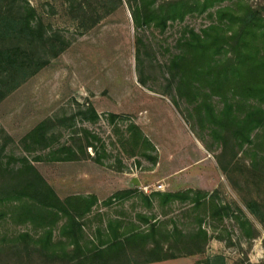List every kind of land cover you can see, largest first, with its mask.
<instances>
[{
	"label": "rangeland",
	"instance_id": "374dc122",
	"mask_svg": "<svg viewBox=\"0 0 264 264\" xmlns=\"http://www.w3.org/2000/svg\"><path fill=\"white\" fill-rule=\"evenodd\" d=\"M26 1L47 30L65 37L68 46L0 102L2 163L11 156L26 157L61 199L96 196L98 204L83 220L86 238L94 241L96 229L109 219L145 228L138 214L155 215L159 221L172 218L186 230L196 227L193 217L184 216L186 205L176 204L163 215L156 205L152 211L146 209L138 194L105 205L118 191L205 192L230 208L222 222L201 213L202 227L210 236L205 254L149 264H196L211 255H222L226 264H264V223L244 206L246 199H254L264 207V180L256 185L247 172V160L235 162L227 172L220 169L217 143L208 129L198 126L191 107L179 103L178 109L173 104L164 75L184 31L204 28L210 23L208 15L187 17L164 32L146 30L141 37L144 46L137 51V31L126 0ZM92 110L97 119L91 120ZM43 121L53 138L50 147L32 145L27 151L23 137ZM131 125L140 129L149 146H133ZM61 146H71L78 160L46 161L48 153ZM38 156L42 160L34 161ZM237 208L252 224V235L240 231ZM23 233L37 238L41 231L9 218L0 221L1 237ZM57 235L55 231L56 239ZM0 264L47 263L32 250H20L0 253Z\"/></svg>",
	"mask_w": 264,
	"mask_h": 264
},
{
	"label": "trees",
	"instance_id": "16d2710c",
	"mask_svg": "<svg viewBox=\"0 0 264 264\" xmlns=\"http://www.w3.org/2000/svg\"><path fill=\"white\" fill-rule=\"evenodd\" d=\"M126 2L137 31V51L144 46L141 37L146 30L164 32L170 24L187 17L208 15V25L198 31L186 29L178 41L165 66L168 91L178 109L179 103L188 105L198 126L208 129L219 148L220 169L227 172L235 162L247 160V172L259 187L264 180V0ZM79 7L83 11L81 4ZM67 46L65 37L47 30L28 1L0 0V102ZM92 117L98 118L93 110ZM47 129L43 121L29 131L22 140L25 149L29 151L32 145L50 147L53 138ZM129 133L133 146H149L137 126H129ZM86 145L94 147L89 142ZM47 157L46 161L78 160L71 146L53 149ZM2 162L0 158V221L9 218L29 223L41 234L37 238L28 233L14 238L0 236V253L32 250L47 264L157 263L205 254L210 236L202 227L203 211L220 222L230 216L227 205L217 204L212 195L199 190L150 194L121 190L104 204L138 194L146 209L152 211L156 205L163 215L176 204L186 205L189 208L184 216L193 217L196 227L186 230L172 218L159 221L155 215L138 214L145 228L109 219L96 229L94 241L86 238L83 220L98 204L96 196L61 199L26 157L11 156L7 164ZM11 162L20 166H11ZM244 206L264 223V207L259 201L246 199ZM236 211L240 231L252 235V224L239 208ZM196 264H226V260L222 255H211Z\"/></svg>",
	"mask_w": 264,
	"mask_h": 264
}]
</instances>
